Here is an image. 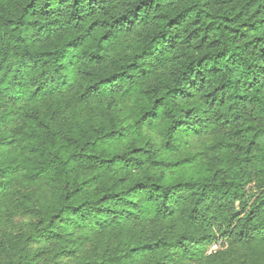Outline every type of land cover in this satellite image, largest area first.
I'll return each mask as SVG.
<instances>
[{
    "label": "trees",
    "instance_id": "16d2710c",
    "mask_svg": "<svg viewBox=\"0 0 264 264\" xmlns=\"http://www.w3.org/2000/svg\"><path fill=\"white\" fill-rule=\"evenodd\" d=\"M62 258L264 264V0H0V264Z\"/></svg>",
    "mask_w": 264,
    "mask_h": 264
},
{
    "label": "rangeland",
    "instance_id": "374dc122",
    "mask_svg": "<svg viewBox=\"0 0 264 264\" xmlns=\"http://www.w3.org/2000/svg\"><path fill=\"white\" fill-rule=\"evenodd\" d=\"M128 102H130V101H127V104H129ZM212 139H213V137L210 136V135H207V136H205L203 138H198V139H196V142L194 143V147H196V148L201 150L203 148L204 144L210 142ZM216 247H217V245L214 244L210 248V251L216 249ZM61 263H63V264H71V262L69 260H67L66 258H62L61 259Z\"/></svg>",
    "mask_w": 264,
    "mask_h": 264
}]
</instances>
